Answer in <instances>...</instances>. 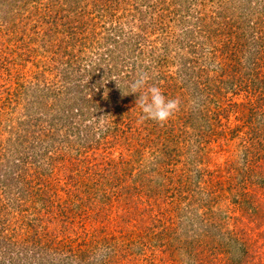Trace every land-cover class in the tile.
I'll return each mask as SVG.
<instances>
[{
  "label": "rangeland",
  "instance_id": "obj_1",
  "mask_svg": "<svg viewBox=\"0 0 264 264\" xmlns=\"http://www.w3.org/2000/svg\"><path fill=\"white\" fill-rule=\"evenodd\" d=\"M58 1L0 0V264H23L21 249L56 242L51 224L42 220L41 227L37 218H49L61 211L79 216L85 229L92 230L93 224L103 228L99 238H107L117 250L122 247L124 255L131 254L121 264H264V150L251 139H264V74L249 69V52H232L235 41L241 45L240 39H233L231 49L211 51L216 40L211 37V14H217L220 2L230 8L238 3L188 0L193 15L181 20L175 15L179 6L174 0H97L100 9L92 12L96 27L83 32L87 34L81 45L82 32L75 31L80 20L60 21L73 28H66L67 42L76 38L79 43L70 45L72 55H64L59 66L47 71L42 58L48 57L52 46L41 36L34 41L36 31L23 22L31 27L37 24L45 35L42 16L51 14ZM65 1L67 10L70 3ZM260 1L261 10L264 0ZM81 3L84 6V2L77 5ZM187 12L183 7L182 13ZM260 16L256 15L251 25L261 24L256 23L259 20L264 25V13ZM156 21H161L160 25H153ZM122 30V38L135 39L131 46L119 48L108 42ZM242 32L245 29L236 34ZM189 42L194 43L192 50ZM111 51L115 59L109 68H114V63L118 70L126 66L123 72L132 81L147 75L148 85L160 88L168 99L173 89H178L175 99L182 107L176 111L180 114V141L172 144H179L178 150H160L165 149L162 144L166 138L159 137L165 124L152 120L141 123V113L137 122L121 123L125 128L118 135L104 137L109 120L104 110L96 108L100 102H94L93 109L87 108L91 113L85 117L73 111L70 134L58 129L62 123L54 118L63 101L43 100L40 90L65 85L72 88V96L83 91L80 102L86 108L94 97L93 88H97L93 84L95 64L112 59ZM260 64L264 70V54ZM66 69L72 81L64 78ZM41 76L50 84L40 83ZM105 77L108 75L102 79ZM214 86L217 94L212 95ZM31 110L35 123L28 115ZM204 120L209 127L202 128L198 122ZM211 120L217 124L212 144ZM34 124L51 128L50 150H40L37 141L27 140L18 150L6 146L10 145L5 143L10 130L38 129ZM79 125L92 128L87 143L86 136L82 141L78 138ZM231 128L238 137L226 144L224 139L233 135ZM48 143L46 140L45 145ZM243 151L251 154L249 158H243ZM50 158L55 167L53 175L48 173ZM10 171H14L13 182L10 177L2 181ZM38 171L44 176L47 173L48 183L66 186L65 191L40 194L28 188L21 192L26 185L18 180L20 174L35 183ZM143 182L149 187H143ZM103 195L108 200L99 203L100 209L90 207L89 202L94 198L98 202ZM126 195L132 199L130 205H126ZM10 204L17 207L13 209ZM118 218L128 223L122 224ZM124 236L134 248L123 241ZM99 253L106 251L100 248ZM13 256L15 263L9 258Z\"/></svg>",
  "mask_w": 264,
  "mask_h": 264
},
{
  "label": "trees",
  "instance_id": "obj_2",
  "mask_svg": "<svg viewBox=\"0 0 264 264\" xmlns=\"http://www.w3.org/2000/svg\"><path fill=\"white\" fill-rule=\"evenodd\" d=\"M77 2H84L85 4L84 6H82V3H81V6H78ZM173 2H175L179 6V10L178 9L175 10V15H177L181 20L193 15L192 13L193 11L190 10V8L187 6L188 0H174ZM233 2H237L238 4L234 3V6L232 8L227 6L226 3H225V6H223L222 3L220 2L219 5H217L219 7L217 14L215 15L211 14V19L213 20L212 21L213 23H211V25H213L214 27L212 28L213 32H212L211 37L212 39L213 38L216 39L212 42L213 48L211 49V51H214L215 49L216 50L220 49L223 52L224 49L225 50L231 49L230 46H231V43L233 44V39H236V38L240 39L242 41L241 45L239 44V42L235 41L234 42L235 47L233 48L234 50L232 52L234 53H237V51L249 52L250 53L249 56L251 57V58L249 57L250 59L249 69H254L256 73L261 71L262 74H264L263 67L261 66L262 64H260V58H262V55L264 54V25L262 24L263 21L262 20L256 21L257 20L256 19L255 20L256 23H261V24L251 25L250 23L252 22L251 20L254 19L256 15L260 16V13L261 14L264 13V3L260 10L259 6L262 4L260 0H242L240 4H239V0H233ZM57 3L58 4L54 6V10L51 14L48 13L47 15L42 16V20H44L43 27L46 28L45 35L41 34L40 31H38L37 24L31 27V25L28 24L29 22H26V23L23 22L24 23L23 26L28 27V29H32V30L34 29L36 31L35 39L33 38L34 41L36 39L39 40V36H41L42 41H44L45 39H48V43L50 44V46H52V51H50L48 57L44 59L42 58V62L44 66L43 69L47 71H51L53 67H55L56 65L59 66L61 60L65 58V56L72 55L71 50H70L71 46L76 47L79 43V39H76V38H74L72 42H67L66 28H69L71 31L73 28H71L70 24L67 25V21L65 20L64 22H60V21L65 18H72L73 20H76V23H77V20L78 19L80 20V22L76 24L75 31H77V34L82 32L80 34V35H83L82 41L80 43L81 45L85 38V35L87 34V33L83 34V32L84 31L86 32V30L87 32H91V30L94 27H96V24L94 22L95 16H92V12L97 11V10L99 11L100 9L98 8L99 6H98L97 0H69L70 8L66 7L67 10H64V7H65L64 4L66 3L65 0L63 3H61L60 0ZM167 3L168 2H166L165 9H167V6H168ZM91 5L94 7L93 9L90 8ZM157 6L158 5H156L155 8ZM183 7L185 8L186 11H188L186 14L182 13ZM89 10H92V11L89 12ZM161 15L163 14L161 13ZM160 17L161 19L163 18V16H160ZM91 18H94V20ZM160 23L161 21H156L155 23H153V25L155 26L160 25ZM241 29L243 30L245 29V32H242L240 35L236 34L237 31H240ZM70 30L68 31L71 33ZM122 33H123V30L120 32V35H118L117 37L114 35L113 36L114 38L108 42L109 43L114 42L115 45L119 46V48H124L126 45L131 46V43H134L135 39L131 40L130 37L128 39L122 38ZM189 33L190 31L187 32V34ZM216 35L217 37H215ZM109 36H112V35H109ZM43 44L44 43L42 42V45ZM187 44L189 45V48H191L192 50L193 49L192 45L194 43L189 42ZM47 47L49 50L51 49L49 46ZM240 47H241V50H240ZM111 53L113 54L112 59L110 58L104 61L98 60L99 62L95 64L96 66L93 71L94 73L93 84L96 85L97 88H93L94 90L92 94L94 95V97L92 96L93 99L91 101H88L89 106H87L86 108L83 105V103L80 102V101H83L82 100L83 96H81L83 94V91L82 92L79 91L78 96H72L71 95L72 88L71 87L66 88L65 85L61 86L63 88L56 85L54 86V88L50 87V88L42 89V91L40 90V92L44 94L40 96L43 100L54 98V99H58L59 102L63 101V104H62L63 107L60 108L57 114V118L56 117L54 118V120L59 119L61 121L60 123H62V126L60 127L58 126V129L64 128L65 130H67L68 134H70L71 133L70 128L72 126V120H71L72 116L71 115H73V111H76L77 113H83L84 115L83 117H85L86 114L90 115L91 111L87 108L90 107L91 109H93L94 106L92 105H94V102L95 103L100 102L99 105L95 104L96 108L100 111L104 110L105 117L109 120V123L107 124L108 129H107V132L103 135L104 137H108L109 135L111 136L118 135L120 133V130L125 128L124 126L122 127V125H120L121 123L130 124L131 122H134V121L137 122V115L140 113V109L136 107V100L139 94L138 93L129 94L130 93L129 85L134 80L132 81L131 79H129V76L128 77L125 76L124 74L125 72L123 71H125L126 66H122V69L124 70H118L117 63H114L115 67L113 68V66H111L109 68V64L112 63L113 59H115L114 52L111 51ZM165 63H167V61H165ZM103 66H106L108 70L104 69ZM232 66L233 65H231L230 67ZM96 72L100 76L97 77ZM115 72L117 73L115 74ZM104 74H107L108 77H105L102 79V76ZM70 75L72 76V74H68L67 69L64 70L63 76L64 78H67L66 81L68 80L72 81L70 80ZM258 75L260 76L261 73H259ZM41 77L43 78V80L40 83L45 82L46 84L48 83L47 85L50 84L49 82L45 80L46 78L45 76L44 77L41 76ZM174 89H173V92L174 91L175 92L170 93L169 95V98L171 99H175V96L177 95L176 92L178 89L177 90H174ZM263 89L264 88H262V90ZM262 90H260L261 91L260 94L262 93ZM215 94H217V92L215 91V86H214V91L212 95H215ZM180 105H179V109L181 110L182 107ZM200 114H204V113H200ZM28 115H29V118L31 116L32 120H34V122L32 123L37 122V120L34 118V112L32 110L29 112ZM175 115H176V112H175ZM204 118L205 116L203 117V119ZM174 119L172 120L169 119L168 120L169 122H166L164 125L166 129H164L163 133L159 134V137L166 138L162 144V147H164L165 149L162 148L160 150H178L179 144H175V147H172V144H174L177 141H180V137H178L179 135L177 136V134H180L178 133L180 132V126H181L180 125L181 123L180 114L178 113ZM54 120L53 118L48 119V121L52 123ZM198 122H200V125L202 123L203 125L202 128L209 127L207 124V120L198 121ZM25 123H27V121ZM83 124L84 122H82V125ZM193 124H195V122ZM34 125L37 126V124H34ZM28 126H29V123L26 124V126H24V129H26ZM216 126H217L216 122H213L211 120V144L212 142L215 141L213 137H215L216 135L215 133ZM50 129L51 128H41V127H38V129H35L34 127H32L29 129V131L28 130L23 131L19 129L16 130L14 128L13 130L9 131V139L7 138L5 143L9 142L10 145H6V146L7 147L15 146L16 150H18L22 146V141L25 142L24 140H27V142L29 141V143H34L37 141L38 147L40 148V150H50L49 148L52 147V143L50 144V141H51L50 140L51 138ZM91 130H92L91 127L84 126L83 128L82 126L79 125L78 130H77L78 138L82 141L84 137L86 136L85 142L87 143L88 140L91 139V137L88 136ZM232 130L233 129L231 128V132H233V135L230 136L229 138L227 137L224 139V141H226V144L231 143L233 140L236 139V137H238L237 134H235L238 132L236 130H233V131ZM83 131L86 132V135L84 136H82ZM251 139H252V144H260L259 145L260 150H261V147H262V150H264V139L260 140V136H251ZM46 140H49L48 146L47 144L45 145ZM258 141H260V143ZM57 149L58 148H54V150H57ZM211 150H214L212 146H211ZM245 150H247V148ZM243 153H244L243 158H246V159L249 158V155H251L249 152H246V151L245 152L243 151ZM177 154H178V151L176 152L175 156H177ZM52 158H50L51 161L49 160V163H48L49 164L48 173L51 175H53V172H54V170L52 169L55 168V167H52L54 166V164L52 163L53 162ZM8 162H11V161L8 160ZM41 172L44 173L43 171ZM41 172L38 171L36 172L37 174H34V178L36 177L35 183L28 182L25 179V177L22 176L24 175V173H21L20 176L18 177V180L26 185L25 188L21 189V192L22 191L23 193L26 192L28 188L31 190H35V191L37 190L40 192V194L49 193L50 191H52L53 194H56L58 193V191H62V189H63V192L65 191L66 186L60 185V184L48 183L47 179L49 176L47 175V173H46V176H44ZM13 174H14V171H10L9 173L5 174V178H2L3 179L2 181L10 177L12 180L11 181L12 183L14 180ZM43 177H45V179H43ZM151 181L152 180L149 179L150 183ZM143 183H144L143 187L144 186L145 188L149 187L147 186L149 185L148 182H143ZM16 184H18V182H16ZM77 187H81V186L78 185ZM98 196H101V195L99 194ZM102 197L104 199H99V201L101 200L102 202L95 201L96 198H94V200L89 202V203H92L90 207H93L95 210L100 209L98 207L99 203H105L108 200V199L106 200L104 195ZM126 198H127L125 201L126 205L128 204L130 205L132 203V199L130 198V195H126ZM58 199L62 200L63 197L58 198ZM80 199H83V198H80ZM47 200H49V198ZM80 201L81 203H84L82 200ZM64 203L65 202L63 201L61 205L63 206ZM10 205H12L11 208L13 209L17 207L16 204H10ZM5 207H7V205ZM118 208L120 209V207ZM3 210L4 212L6 211V209H3ZM78 217L79 216L75 214L70 215L64 211H61L59 214L52 215L49 218H44V216L42 218H37L38 221L40 222L41 227H43L42 220L45 221V223L48 224V226L51 224V228H54V229L50 231L53 234L52 235L51 233L49 234L57 240L56 242H52L47 245L39 244L38 247L33 246V245L29 247V245L27 244L28 247H24L23 250L22 249L20 250L23 256V259H22L23 264L25 263L26 264H121L124 260H128V257H130L131 254L124 255L122 253L123 252L122 247H118L120 250H117L113 246H111L107 238L105 237L102 239L99 238V234L102 233L100 232V230H102L103 228H98L95 224H93L92 227L94 228L92 230L88 228L85 229L83 223L82 225H80L81 221L77 219ZM87 217L89 216L87 215ZM118 219H119V222L122 224L128 223V220L125 222H122L124 218H121V219L118 218ZM59 226L60 228L58 230H55ZM73 226H75V228H72ZM124 240L129 242L128 243L129 247L134 248L133 243L130 246V239L124 236L123 241ZM7 248L11 252H13L14 250L11 248L10 245H7ZM100 248H104L106 253L97 254L98 252H100ZM48 250L50 251V255H48ZM44 252H45V255H44ZM9 258L11 259V262L15 263L16 256L9 257Z\"/></svg>",
  "mask_w": 264,
  "mask_h": 264
},
{
  "label": "clouds",
  "instance_id": "obj_3",
  "mask_svg": "<svg viewBox=\"0 0 264 264\" xmlns=\"http://www.w3.org/2000/svg\"><path fill=\"white\" fill-rule=\"evenodd\" d=\"M147 75H140L130 83V93H138L136 107L140 109L139 122L152 120L161 125L165 124L179 109V100L168 99L162 90L156 86L148 85ZM104 124L103 119L100 120Z\"/></svg>",
  "mask_w": 264,
  "mask_h": 264
}]
</instances>
